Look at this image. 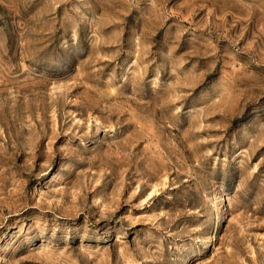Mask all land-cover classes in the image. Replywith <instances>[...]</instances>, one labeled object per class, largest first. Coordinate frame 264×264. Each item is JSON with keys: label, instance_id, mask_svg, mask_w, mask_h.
Returning a JSON list of instances; mask_svg holds the SVG:
<instances>
[{"label": "rangeland", "instance_id": "rangeland-1", "mask_svg": "<svg viewBox=\"0 0 264 264\" xmlns=\"http://www.w3.org/2000/svg\"><path fill=\"white\" fill-rule=\"evenodd\" d=\"M0 264H264V0H0Z\"/></svg>", "mask_w": 264, "mask_h": 264}]
</instances>
